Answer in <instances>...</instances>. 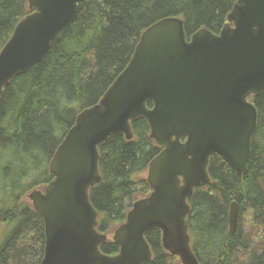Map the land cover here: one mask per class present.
<instances>
[{
    "label": "water",
    "instance_id": "water-1",
    "mask_svg": "<svg viewBox=\"0 0 264 264\" xmlns=\"http://www.w3.org/2000/svg\"><path fill=\"white\" fill-rule=\"evenodd\" d=\"M83 1L28 0L30 14L0 52V99L43 61ZM263 92L264 0H237L219 34L203 28L188 40L178 17L151 25L101 101L77 116L49 164L54 179L27 196L45 223L42 264H146L153 259L146 233L155 228L181 264H201L191 245L189 199L211 182L214 154L239 175L247 173L258 128L250 99ZM139 119L162 152L147 170L151 194L133 204L111 236L119 253L107 255L101 248L108 236L98 230L90 196L102 181L99 146L117 135L133 140L132 123ZM239 216L234 201L230 237Z\"/></svg>",
    "mask_w": 264,
    "mask_h": 264
},
{
    "label": "trees",
    "instance_id": "trees-1",
    "mask_svg": "<svg viewBox=\"0 0 264 264\" xmlns=\"http://www.w3.org/2000/svg\"><path fill=\"white\" fill-rule=\"evenodd\" d=\"M237 0H84L53 40L42 62L5 89L0 99V264H42L43 218L27 199L53 179L49 164L83 110L96 105L130 62L142 34L168 17L185 22L188 40L200 29L219 34ZM30 14L28 0H0V52L17 24ZM258 128L245 175L219 155L210 159L211 182L195 189L189 203L192 249L201 264H264V92L251 98ZM151 106V104H149ZM134 138L112 136L99 146L100 184L90 190L98 230L108 236L101 251L116 255L110 238L133 204L152 189L144 176L162 148L147 122L132 123ZM240 207L238 228L229 231V210ZM153 259L181 264L163 247L162 233H146Z\"/></svg>",
    "mask_w": 264,
    "mask_h": 264
},
{
    "label": "rangeland",
    "instance_id": "rangeland-1",
    "mask_svg": "<svg viewBox=\"0 0 264 264\" xmlns=\"http://www.w3.org/2000/svg\"><path fill=\"white\" fill-rule=\"evenodd\" d=\"M147 172L144 174V176L146 177ZM4 236H5V232L4 230L0 231V244L2 243V241L4 240Z\"/></svg>",
    "mask_w": 264,
    "mask_h": 264
}]
</instances>
